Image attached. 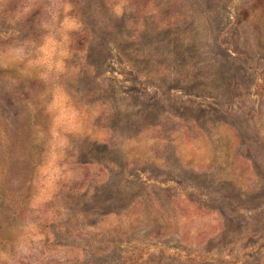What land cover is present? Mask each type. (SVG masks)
<instances>
[{
    "label": "rangeland",
    "instance_id": "obj_1",
    "mask_svg": "<svg viewBox=\"0 0 264 264\" xmlns=\"http://www.w3.org/2000/svg\"><path fill=\"white\" fill-rule=\"evenodd\" d=\"M0 264H264V0H0Z\"/></svg>",
    "mask_w": 264,
    "mask_h": 264
}]
</instances>
